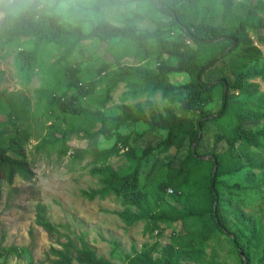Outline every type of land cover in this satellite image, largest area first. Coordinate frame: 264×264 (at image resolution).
Masks as SVG:
<instances>
[{"label":"rangeland","instance_id":"374dc122","mask_svg":"<svg viewBox=\"0 0 264 264\" xmlns=\"http://www.w3.org/2000/svg\"><path fill=\"white\" fill-rule=\"evenodd\" d=\"M42 1H48L52 13L71 30L80 28L84 33H89L102 18L114 25L125 26L134 17L145 16L135 23L139 33H152L160 29L167 31L164 37L169 40L187 37L173 24L171 16L154 11L148 2L111 0L101 17L93 10V0H72L82 9L76 18L69 21L56 14L53 7L66 0ZM165 1L180 7L190 6L188 0ZM199 1L196 7L183 10L185 22L193 27L204 22L220 25L228 4L238 7L247 3V0ZM261 2L264 3V0ZM3 17L0 13V24ZM250 23L251 27L240 35L238 49L207 71L204 75L206 82L228 80L229 85H233L238 74L248 69L264 75V10L252 15ZM33 48L34 42L28 39L0 48V131L5 132V137L20 134L23 130L32 133V138L22 149H16L6 140L5 147L17 160L18 168L14 178L6 180L0 198V244L30 248L31 254L21 258H4L0 264H53L55 256L51 251H64L68 242L78 248L86 243L99 257L113 264H126L127 256H133L147 247H156L154 258L158 259L167 246L189 249L193 243L202 249L204 259L201 263L189 264H244L246 259L241 255L242 249L248 256L247 264H264V136L255 145L238 142L236 150L239 157L234 165L238 170L218 179L221 181V219L226 225L224 233L215 229V222L211 218L157 225L143 221L129 225L119 216L126 208L139 212L145 207L155 214L170 208L183 209L193 201L191 195L201 192L202 183L198 175L186 177L185 184H181L183 177L176 178L181 162L188 154L189 142L180 150L162 146L142 162L139 195L110 196L93 201L85 193L99 190L101 183L99 176L91 171L95 165L104 164L96 163L94 150H108L114 146L117 136L130 135L129 150L140 155L150 144V139L142 134L146 130L143 123H126L119 130L112 131V139L100 136L95 143L84 134H69L65 144H49L47 151L38 152L37 146L46 139L54 142L51 136L53 132L54 139H61L79 126L94 132L110 128L126 114L148 119L158 115L180 116L184 114L181 104L183 96L179 93L164 97L160 91L155 92L146 80L139 79L141 89L134 92L132 87L121 84L112 93L111 101L102 107L107 88L102 85L94 95L81 100L92 116L86 120H73L50 102L51 95L59 96L66 90L63 65L58 63L64 56V49L53 46L38 62L28 67L22 55ZM80 49L69 58V65L82 63L84 67L99 69L108 63L113 71L121 65L141 76L158 72L156 58H146L145 53L136 58L133 51L118 41L113 44L99 40L86 41ZM102 76L105 77L104 74ZM83 80H87L86 75H83ZM170 81L173 85H184L191 81V77L171 75ZM249 82L259 86L258 94L236 93L232 102L237 105V111L247 114L249 122L245 125L248 129L264 131V76L255 77ZM223 94L224 88L219 86L214 101L206 107L209 113H217L222 108ZM186 115L193 117L192 113ZM234 126L235 122L230 117L207 123L198 148L205 161L210 159L208 155L214 150L227 152L228 146L217 143V140ZM159 143L160 138L153 142V147ZM129 150L123 149L119 156L105 164L118 175L131 172L136 160L127 157ZM205 169L208 171L207 165ZM134 200L137 206H131ZM38 205L44 207L46 219L56 228L53 236L36 222ZM201 233L206 235L205 240H201ZM233 235H236L237 241Z\"/></svg>","mask_w":264,"mask_h":264},{"label":"trees","instance_id":"16d2710c","mask_svg":"<svg viewBox=\"0 0 264 264\" xmlns=\"http://www.w3.org/2000/svg\"><path fill=\"white\" fill-rule=\"evenodd\" d=\"M93 1V10L101 17L104 8L112 2L111 0ZM139 1L148 2L154 11L171 16L173 24L178 26L187 37H182L180 40H169L164 37L167 31L160 29L152 33H139L135 23L144 19L145 16L134 17L125 26L114 25L102 18L89 33H84L80 28L71 30L63 25L60 18L52 13L48 1L0 0V13L4 15L0 24L1 49L20 43L23 39L33 41V50L22 55V59L28 67L32 63L38 62L51 47L59 46L64 49V56L58 63L63 65L62 76L66 90L59 96L51 95L50 102L73 120H86L92 116V112L81 104V100L94 95L102 85L107 87L102 107L111 101L112 93L121 84L132 87L134 92L141 89L139 79L146 80L149 85L154 87L155 92L160 91L164 97H171L179 93L183 96L181 104L184 114L180 116L158 115L156 118L148 119L140 115L126 114L115 121L110 128H101L94 132L79 126L71 133H66L61 139H54L53 132L51 136L54 142L46 139L38 144L37 151H47L49 144H65L69 134H84L92 143H95L100 136L112 139V131L119 130L126 123H143L146 130L142 134L150 139V144L140 155L129 150L130 135L117 136L114 146L108 150H98L97 148L94 150L96 163L103 162L104 164L102 166L95 165L91 171L93 175L99 176L101 183L99 190L90 194L85 193L93 201L96 198L105 199L110 196L139 195L142 162L162 146L180 150L186 142H189L188 154L181 162L176 178L183 177L181 184H185L184 181L189 175L199 176L202 183L201 192L191 195L193 201L183 209L170 208L158 214L151 213L145 207L139 212H132L130 208H126L122 213H119V216L129 225L143 221L157 225L158 223L183 222L188 219L211 218L215 222V229L224 233L226 225L221 219L222 202L219 189L221 181L218 179L238 170L234 166L235 160L239 157L236 150L238 142L255 145L257 140L264 136L263 130L253 131L246 127L245 124L249 122L247 114L244 111H237V105L232 101L236 98V93L239 95L258 94L259 86L249 81L264 75L253 69L243 70L238 74L233 85H229L228 80L206 82L204 75L238 49L241 43L240 35L251 27V16L264 10V3L261 0H247V3L238 7L228 4L220 25L215 26L213 23L204 22L193 27L185 22L183 10L196 7L199 0H188L190 6L184 7L170 4L165 0ZM95 40L112 44L118 41L120 44H124L126 49L133 51L136 58H139L143 53L146 54V58H156L159 63L158 72L141 76L121 65L113 71L108 63L103 64L99 69L91 68L92 66L84 67L82 63L68 64L69 58L78 49L79 52L81 51L80 46L83 42ZM234 44L235 46L232 47ZM165 56L168 58L165 59ZM103 74L105 77L102 76ZM83 75L87 76V80H83ZM171 75H188L191 77V81L184 85H173L170 81ZM219 86L224 88L223 104L217 113L212 114L206 110V107L214 101ZM189 113L193 114L192 118L186 115ZM228 117L234 120L235 126L229 131L230 133L227 132L225 135L219 136L217 140V143H225L228 146L227 152L218 153L217 150H214L208 155L210 159L205 161L198 148L207 123L210 121L220 122ZM5 136V132L0 131V198L6 180L13 179L18 168L17 160L10 155L9 148L5 147L6 140H9L16 149H22L32 138V133L29 130H23L20 134ZM158 137L160 143L157 147H153V142L159 139ZM123 149L129 150L126 153L127 157L136 160V166L131 172L118 175L105 163L111 158L119 156ZM205 165H207L208 171H206ZM241 168L242 166L239 170ZM156 202L158 203V201ZM137 204V201L134 200L131 206H137ZM36 222L50 236L56 233L54 225L46 219L45 209L42 205L37 206ZM254 236L256 237V235ZM200 238L205 240L206 235L201 233ZM233 238L237 241L236 235H233ZM155 252V246L144 248L133 256H127L126 264H189L201 263L204 259V253L201 248L196 247V243H193L189 249L177 248L173 245L167 246L162 250L158 259L154 258ZM51 253L55 256L53 264H113L110 260L99 257L86 243L78 248L68 242L64 251L53 249ZM25 254L30 255L31 249L15 245L5 247L0 244V260L11 256L21 258ZM241 255L246 259L244 264H247L248 256L243 252V249Z\"/></svg>","mask_w":264,"mask_h":264},{"label":"clouds","instance_id":"9594fccd","mask_svg":"<svg viewBox=\"0 0 264 264\" xmlns=\"http://www.w3.org/2000/svg\"><path fill=\"white\" fill-rule=\"evenodd\" d=\"M54 11L56 14L63 16L66 20H73L77 14L81 12L82 6L78 5L72 0H66V2L54 5Z\"/></svg>","mask_w":264,"mask_h":264},{"label":"water","instance_id":"95a60500","mask_svg":"<svg viewBox=\"0 0 264 264\" xmlns=\"http://www.w3.org/2000/svg\"><path fill=\"white\" fill-rule=\"evenodd\" d=\"M235 44H236V43H235ZM235 44H234L232 47H234V46H235ZM232 47H231V48H232ZM229 50H230V49H229ZM216 167H217V166H216ZM215 170H216V169H215ZM242 255H244V254L242 253Z\"/></svg>","mask_w":264,"mask_h":264}]
</instances>
